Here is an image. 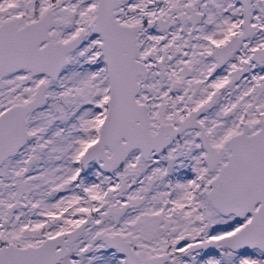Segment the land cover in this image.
I'll return each mask as SVG.
<instances>
[{
	"label": "snow or ice",
	"instance_id": "snow-or-ice-1",
	"mask_svg": "<svg viewBox=\"0 0 264 264\" xmlns=\"http://www.w3.org/2000/svg\"><path fill=\"white\" fill-rule=\"evenodd\" d=\"M0 264H264V0H0Z\"/></svg>",
	"mask_w": 264,
	"mask_h": 264
}]
</instances>
